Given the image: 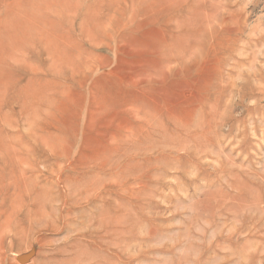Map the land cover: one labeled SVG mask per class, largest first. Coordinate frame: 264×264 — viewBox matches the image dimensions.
Returning a JSON list of instances; mask_svg holds the SVG:
<instances>
[{
	"label": "rangeland",
	"instance_id": "rangeland-1",
	"mask_svg": "<svg viewBox=\"0 0 264 264\" xmlns=\"http://www.w3.org/2000/svg\"><path fill=\"white\" fill-rule=\"evenodd\" d=\"M0 264H264V0H0Z\"/></svg>",
	"mask_w": 264,
	"mask_h": 264
}]
</instances>
